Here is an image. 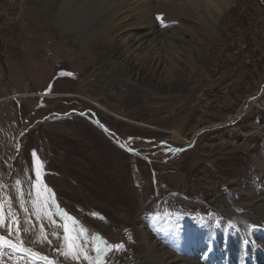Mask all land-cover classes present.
<instances>
[{"label": "rangeland", "instance_id": "rangeland-1", "mask_svg": "<svg viewBox=\"0 0 264 264\" xmlns=\"http://www.w3.org/2000/svg\"><path fill=\"white\" fill-rule=\"evenodd\" d=\"M39 3L0 0V236L28 250L5 248L0 264H88L79 247L95 256L92 235L123 246L106 264H151L145 235L185 261L225 264L246 227L230 215L254 218L264 252V0H230L213 18L183 0L186 17L154 16L153 35L130 16L83 41L61 36ZM142 35L156 41L157 60L135 48ZM64 42L73 51L60 63ZM45 186L78 221L73 231L87 232L75 259L63 254L65 221Z\"/></svg>", "mask_w": 264, "mask_h": 264}, {"label": "bare ground", "instance_id": "bare-ground-1", "mask_svg": "<svg viewBox=\"0 0 264 264\" xmlns=\"http://www.w3.org/2000/svg\"><path fill=\"white\" fill-rule=\"evenodd\" d=\"M23 1L26 2L27 6H29L30 9L32 10H35L37 4H40L39 1L41 2L42 7L44 6L49 7V11L51 15L49 14L50 18L48 16H46V18L50 19L49 22H51L52 20L54 21L58 31L60 32V35L61 36L67 34L75 35L76 39L81 41L87 39L93 31L98 30L100 27L104 26V27L113 28L114 27L113 23L115 21L117 22L118 20V22L121 23L123 21H126L127 18L130 16L137 17L139 21V25H141V27H143L147 32L153 35L152 26L154 23V16L159 14H163L166 16L168 15L175 16L176 14L182 13L183 16L186 17L187 14V10L184 8L182 4L183 0H23ZM187 1H191L192 5L194 6H198L200 8L203 7L207 9L208 14H210L211 12L220 13L222 11V8L224 6H228L230 2V0H187ZM155 12L158 13L154 14ZM234 12H235L234 9H229L230 17H232V14H234ZM211 17H212V13H211ZM100 19H102L103 21L99 22ZM43 20H45V18ZM25 22H34V21L29 20ZM96 22L99 23L97 24ZM221 22L222 23L225 22V16L221 18L220 24ZM94 23L97 25L93 26ZM45 24L47 25V23ZM47 26L48 27L42 25L40 27V31L46 32V30L49 29L50 25L48 24ZM54 36L55 35L52 34L50 37H54ZM142 37H143L142 40H144L149 36L147 37L142 35L141 37H138V40H135L136 43L134 44V46L137 45L135 48H141L142 46H145L146 47L145 53L147 54L146 59L151 61L157 60L159 58L158 57L159 49L156 41L152 38V40L150 39L148 41L139 42ZM61 41H67V40H61ZM159 45H162V43ZM72 51H73L72 45H70L68 42H64V44L57 49V54H56L58 59H60V63L65 61L64 60L65 57L71 54ZM88 66L87 69L90 67ZM82 70L83 69H81V71L79 72V78L82 77L80 76V74L82 75L83 71L85 72L86 69L83 71ZM0 174L2 173L0 172ZM0 179H1V175H0ZM249 201L250 198L247 202ZM10 203L13 206L15 205L14 201H10ZM257 203L264 205V203H261L259 201H257ZM257 209L259 211L262 208L259 207ZM244 211L245 209L243 208V211L241 210L240 213H243ZM248 211L250 213L251 211H253L256 218V212L252 209L251 206ZM235 218L243 219L246 223V227L245 228L240 227V225L238 224ZM7 219L9 220V216H7ZM230 219L233 223L237 224V227H240L242 229V234L240 236L244 237L248 247L245 249L239 246L238 242L236 243V241H234L233 247L231 246L229 247L231 252V260L228 263L242 264L241 258L243 257V253L240 252L243 251L245 253L246 251L250 253L251 251H253V254L249 255L252 260L251 262L253 264H264V254L255 253L254 240H252L248 236L250 232L256 231V227H257L256 225H248V222H251L254 218L250 217L249 218L250 220L247 221L245 220V218L241 216L230 215ZM259 223L262 225L264 229V212L262 213V219L259 221ZM227 232L228 230L226 228L222 229L223 234H226ZM142 243L144 244L145 246L144 248H146L147 253L150 254L151 251L150 257L152 259L149 258L151 259V264H202L200 260H196L195 258L187 259V261H185V259H181L173 255L167 249L163 247L160 248L158 245H156V243L153 240H151L150 238L148 239L146 235L145 238L142 240ZM140 249L142 250V248ZM246 263H249V259L246 261Z\"/></svg>", "mask_w": 264, "mask_h": 264}, {"label": "snow or ice", "instance_id": "snow-or-ice-1", "mask_svg": "<svg viewBox=\"0 0 264 264\" xmlns=\"http://www.w3.org/2000/svg\"><path fill=\"white\" fill-rule=\"evenodd\" d=\"M161 17H158L160 19ZM34 156V172L36 175V181L37 183L34 185V187L37 188V196L39 198L40 192H39V181L41 178V168L42 164L36 159L35 152L33 153ZM19 181H17V184L19 185ZM47 192L46 197V203H52V206L55 208V214L60 216L62 220L65 221L64 224V232L65 235L63 237L64 241L66 242L67 248L66 251L63 252L65 256H72L73 259L76 257V251H77V245L76 242L79 241L81 236H87V232L84 229H80L79 232L73 231V229L79 228V223L74 218L70 217L67 213H65L62 209L59 208L58 205H55L54 203V194L50 192V190L46 189ZM34 206L37 207V211L39 212V206L37 201H33ZM10 215H13L11 213V210L9 211ZM70 222V224H69ZM3 223V204L0 203V224ZM27 231V230H25ZM9 232L11 233V228H9ZM92 244L94 246L95 250V256H89L87 255V245L79 247L80 254L83 255V258L88 262V264H106V254L111 251L113 248L116 250H119L122 248V245H110L107 243V241L102 240L101 237L98 235H92L91 237ZM5 248L12 250L13 252H26L28 250L23 249L22 247H17V245L13 242H11L8 239H5L3 236H0V251H3ZM30 256H36L38 254L29 253ZM40 259L45 260L47 264H54L53 261L48 260L46 257H40Z\"/></svg>", "mask_w": 264, "mask_h": 264}]
</instances>
